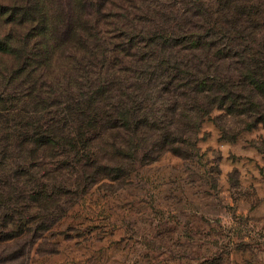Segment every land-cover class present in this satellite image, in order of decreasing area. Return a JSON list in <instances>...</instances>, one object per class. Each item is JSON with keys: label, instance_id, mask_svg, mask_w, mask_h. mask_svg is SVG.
<instances>
[{"label": "rangeland", "instance_id": "374dc122", "mask_svg": "<svg viewBox=\"0 0 264 264\" xmlns=\"http://www.w3.org/2000/svg\"><path fill=\"white\" fill-rule=\"evenodd\" d=\"M220 1L205 0L213 22L235 0ZM239 1L242 64L234 72L228 60L223 76L242 81V105L226 100L184 118L187 137L173 139L174 152L157 151L158 132L119 129L34 154L25 182L1 150L0 264H264V97L248 105L244 80L251 59L264 78V0ZM36 4L0 0L31 12ZM4 17L0 6V39L13 28L22 38L29 24ZM231 17L228 9L227 24Z\"/></svg>", "mask_w": 264, "mask_h": 264}, {"label": "trees", "instance_id": "16d2710c", "mask_svg": "<svg viewBox=\"0 0 264 264\" xmlns=\"http://www.w3.org/2000/svg\"><path fill=\"white\" fill-rule=\"evenodd\" d=\"M0 6L4 24H29L22 38L13 28L0 39V167L4 151L25 182H33L38 152L144 128L165 140L157 151L174 152L173 142L187 137L184 118L226 100L242 105V81L223 76L228 60L234 72L242 64L239 0L220 5L216 22L205 0H57L54 7L37 0L34 12ZM249 67L247 103L258 109L264 78L254 59Z\"/></svg>", "mask_w": 264, "mask_h": 264}]
</instances>
